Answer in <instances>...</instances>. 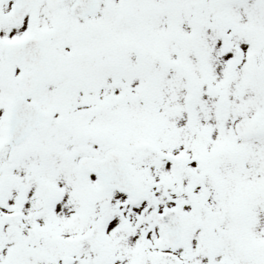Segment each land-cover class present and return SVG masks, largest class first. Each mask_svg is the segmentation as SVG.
<instances>
[{
  "label": "snow or ice",
  "instance_id": "snow-or-ice-1",
  "mask_svg": "<svg viewBox=\"0 0 264 264\" xmlns=\"http://www.w3.org/2000/svg\"><path fill=\"white\" fill-rule=\"evenodd\" d=\"M0 264H264V0H0Z\"/></svg>",
  "mask_w": 264,
  "mask_h": 264
}]
</instances>
